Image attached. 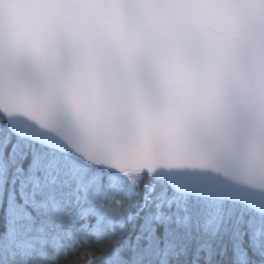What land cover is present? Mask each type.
<instances>
[{
  "label": "snow or ice",
  "instance_id": "obj_1",
  "mask_svg": "<svg viewBox=\"0 0 264 264\" xmlns=\"http://www.w3.org/2000/svg\"><path fill=\"white\" fill-rule=\"evenodd\" d=\"M0 264H264V0H0Z\"/></svg>",
  "mask_w": 264,
  "mask_h": 264
}]
</instances>
